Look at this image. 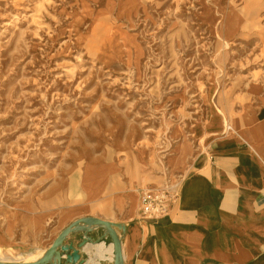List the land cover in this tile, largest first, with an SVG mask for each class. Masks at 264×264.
I'll return each instance as SVG.
<instances>
[{"label":"rangeland","instance_id":"obj_1","mask_svg":"<svg viewBox=\"0 0 264 264\" xmlns=\"http://www.w3.org/2000/svg\"><path fill=\"white\" fill-rule=\"evenodd\" d=\"M126 1L0 0V209L79 202L88 162L173 180L175 143L263 76L264 0Z\"/></svg>","mask_w":264,"mask_h":264},{"label":"crops","instance_id":"obj_2","mask_svg":"<svg viewBox=\"0 0 264 264\" xmlns=\"http://www.w3.org/2000/svg\"><path fill=\"white\" fill-rule=\"evenodd\" d=\"M236 92L241 102L231 116H211L175 143L166 166L177 200L163 220L139 219L138 210L140 190L165 177L133 181L122 159L88 162L79 202L61 191L46 206L0 209V243L42 255L72 222L96 218L125 225L124 264H264V74ZM79 242L66 241L75 249ZM79 253L85 264H112L109 240Z\"/></svg>","mask_w":264,"mask_h":264},{"label":"water","instance_id":"obj_3","mask_svg":"<svg viewBox=\"0 0 264 264\" xmlns=\"http://www.w3.org/2000/svg\"><path fill=\"white\" fill-rule=\"evenodd\" d=\"M100 232L98 235L97 233ZM125 234V225L115 224L96 218H80L62 230L43 254L32 262L0 260V264H85L81 260L79 249L87 244L97 246L109 240L113 249L112 264H124L121 242ZM70 236L80 240L78 249L72 243H66Z\"/></svg>","mask_w":264,"mask_h":264},{"label":"built area","instance_id":"obj_4","mask_svg":"<svg viewBox=\"0 0 264 264\" xmlns=\"http://www.w3.org/2000/svg\"><path fill=\"white\" fill-rule=\"evenodd\" d=\"M138 218L160 221L166 218L177 200L175 186L169 181L158 188H142Z\"/></svg>","mask_w":264,"mask_h":264},{"label":"bare ground","instance_id":"obj_5","mask_svg":"<svg viewBox=\"0 0 264 264\" xmlns=\"http://www.w3.org/2000/svg\"><path fill=\"white\" fill-rule=\"evenodd\" d=\"M135 6V0H127L125 2V5H124V10L126 11H130L134 8ZM258 6V5H257ZM257 12V10H256ZM257 16V14H256ZM244 19L247 21L248 18H245ZM239 23H240V19L236 16V14L234 13L233 9H230L227 14L225 15V27H224V34H223V37L225 38V41H228L232 36L233 34L237 31V29L239 28ZM245 28V26H244ZM91 174V172L89 171V169H87L85 171V176H89ZM6 252L8 255L9 254H13L15 252H17L16 250H13L11 248H5L4 249V246L2 244V242L0 243V252ZM41 256V251L39 252H34V253H27V252H18V259L20 260H36V258L40 257ZM1 260H6V259H9L7 257L5 258H2L0 257ZM15 261H19V260H15Z\"/></svg>","mask_w":264,"mask_h":264}]
</instances>
